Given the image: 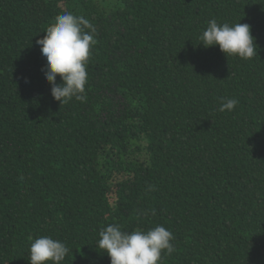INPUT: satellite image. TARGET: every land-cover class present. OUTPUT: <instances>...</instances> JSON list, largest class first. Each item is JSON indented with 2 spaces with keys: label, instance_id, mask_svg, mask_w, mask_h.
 Listing matches in <instances>:
<instances>
[{
  "label": "trees",
  "instance_id": "16d2710c",
  "mask_svg": "<svg viewBox=\"0 0 264 264\" xmlns=\"http://www.w3.org/2000/svg\"><path fill=\"white\" fill-rule=\"evenodd\" d=\"M64 12L96 29L86 103L52 97L36 44ZM211 19L258 55L199 44ZM113 223L169 229L160 264H264V0H0V264L39 236L110 264Z\"/></svg>",
  "mask_w": 264,
  "mask_h": 264
},
{
  "label": "clouds",
  "instance_id": "9594fccd",
  "mask_svg": "<svg viewBox=\"0 0 264 264\" xmlns=\"http://www.w3.org/2000/svg\"><path fill=\"white\" fill-rule=\"evenodd\" d=\"M239 21L230 24L211 19L199 36V44L205 48L218 45L227 57L254 58L259 48L251 26ZM44 32L46 34L36 40V44L46 59L44 74L51 85L52 97L61 105L73 99L86 103L87 65L97 43L95 27L83 16L64 12L57 15ZM238 103L235 98H222L219 111H232ZM174 239L173 233L163 225L129 232L121 224L113 223L99 231L95 247L108 255L110 264H160L162 254L171 255L175 251ZM69 252L65 242L39 236L31 241L27 259L30 264H62Z\"/></svg>",
  "mask_w": 264,
  "mask_h": 264
}]
</instances>
